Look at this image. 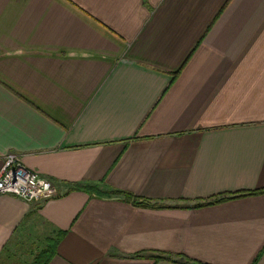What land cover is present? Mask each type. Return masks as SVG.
<instances>
[{
    "label": "crops",
    "instance_id": "1",
    "mask_svg": "<svg viewBox=\"0 0 264 264\" xmlns=\"http://www.w3.org/2000/svg\"><path fill=\"white\" fill-rule=\"evenodd\" d=\"M9 152L58 196L0 195V264H264V194L182 205L264 188V0H0Z\"/></svg>",
    "mask_w": 264,
    "mask_h": 264
},
{
    "label": "built area",
    "instance_id": "2",
    "mask_svg": "<svg viewBox=\"0 0 264 264\" xmlns=\"http://www.w3.org/2000/svg\"><path fill=\"white\" fill-rule=\"evenodd\" d=\"M1 194H13L34 202L57 197L58 190L51 180L27 167L19 153L9 152L0 169Z\"/></svg>",
    "mask_w": 264,
    "mask_h": 264
},
{
    "label": "trees",
    "instance_id": "3",
    "mask_svg": "<svg viewBox=\"0 0 264 264\" xmlns=\"http://www.w3.org/2000/svg\"><path fill=\"white\" fill-rule=\"evenodd\" d=\"M177 72L175 74V78L177 77ZM174 78V79H175ZM172 83V82H171ZM116 194H120L123 196L124 200L133 203L136 206L139 207H145V208H152V209H159V208H172L174 206H178V203L174 204H169L165 201H156L144 197H139L137 195H134L133 193L125 192V191H119L116 190L114 191ZM253 194H264V188L263 189H256V190H250V191H243V192H234V193H220L217 195H213L208 198L204 199H198L196 201H192L193 203L191 204H182L186 207H193V208H201L204 206H210L214 205L217 203H221L233 198H238V197H243V196H248V195H253ZM180 205V206H182ZM52 241L49 243V246L36 258L33 264H47L49 259L51 258L52 254H54V244H51ZM152 257L156 259L160 258H166L164 255L160 254H152ZM174 259H178L179 261L183 262V264H207L195 259H191L190 257H187L185 255H177Z\"/></svg>",
    "mask_w": 264,
    "mask_h": 264
},
{
    "label": "rangeland",
    "instance_id": "4",
    "mask_svg": "<svg viewBox=\"0 0 264 264\" xmlns=\"http://www.w3.org/2000/svg\"><path fill=\"white\" fill-rule=\"evenodd\" d=\"M183 202H184L185 204H190V203L192 204V203H193V202H186V201H183Z\"/></svg>",
    "mask_w": 264,
    "mask_h": 264
}]
</instances>
